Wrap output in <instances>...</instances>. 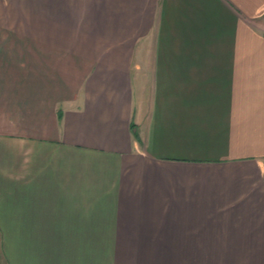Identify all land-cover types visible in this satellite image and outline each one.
Instances as JSON below:
<instances>
[{
	"label": "crops",
	"instance_id": "1",
	"mask_svg": "<svg viewBox=\"0 0 264 264\" xmlns=\"http://www.w3.org/2000/svg\"><path fill=\"white\" fill-rule=\"evenodd\" d=\"M4 264H264V0H0Z\"/></svg>",
	"mask_w": 264,
	"mask_h": 264
},
{
	"label": "rangeland",
	"instance_id": "2",
	"mask_svg": "<svg viewBox=\"0 0 264 264\" xmlns=\"http://www.w3.org/2000/svg\"><path fill=\"white\" fill-rule=\"evenodd\" d=\"M3 262H4V260H3V258H2L1 253H0V264H4Z\"/></svg>",
	"mask_w": 264,
	"mask_h": 264
}]
</instances>
